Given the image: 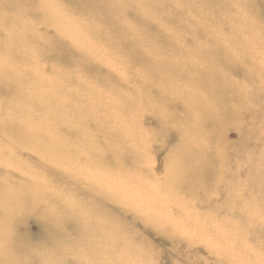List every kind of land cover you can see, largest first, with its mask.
Returning a JSON list of instances; mask_svg holds the SVG:
<instances>
[{"label":"rangeland","instance_id":"obj_1","mask_svg":"<svg viewBox=\"0 0 264 264\" xmlns=\"http://www.w3.org/2000/svg\"><path fill=\"white\" fill-rule=\"evenodd\" d=\"M51 1L70 22L46 28L41 13L29 21L0 5L21 19L0 30V199L21 206L0 213L8 215L0 218L5 244L26 245L33 264H53L49 255L64 264H264V35L234 37L244 14L255 33L264 31V0H132L148 2L142 23L116 13L120 26L153 41L145 50L161 46L157 59L192 70V81L198 66L221 60L207 50L227 52L229 63L217 65L233 88L222 97L184 74L151 87L140 59L126 66L118 48L104 54L106 43L89 29L119 36L117 23L90 20L69 0H39L35 10ZM214 24L213 38L197 34ZM60 29L82 43L65 36L81 50L67 62L49 57L51 40L39 37L59 40ZM193 95L206 107L194 108ZM18 125L35 136H14ZM181 148L212 163L197 183H176Z\"/></svg>","mask_w":264,"mask_h":264},{"label":"bare ground","instance_id":"obj_2","mask_svg":"<svg viewBox=\"0 0 264 264\" xmlns=\"http://www.w3.org/2000/svg\"><path fill=\"white\" fill-rule=\"evenodd\" d=\"M69 2L71 3L77 2L78 4L77 10L82 13H87L88 14L87 16L90 20L93 19L95 21L96 20L101 21V19H105V22H109L111 25H114L117 23L116 26L119 28V30H121V33L119 34V36L118 35L114 36L112 35V33L108 35L106 29H100L96 25L91 26V28L89 29L92 30L93 33H96V34L98 33L99 36L106 43L107 46L104 49V54H106V51L108 50L110 51L111 49H114L115 47L118 48L120 51L125 53V61H123V63H125L126 66H128L132 60L140 59L141 63H143L142 69L143 68H146V70L150 69L152 72V75L146 79V82H148L151 85V87H153L156 79L157 81L158 79L160 81L161 79L163 80L165 77H174L178 74H182V75L184 74L189 77L191 82L196 83V84H201V81H200L201 79L202 83H204L203 84L204 87L209 89L212 94L216 95V97L219 96L221 93L223 95L224 94L226 95V93L229 94V92L231 91V88H233L231 84L228 83L226 79L227 77L222 76L221 70L222 69L224 70V68L219 67L217 65L220 62H223L224 65H227L229 63L228 61L229 56L226 57L227 52H224L223 50L220 51V49L219 50H214V49L207 50L208 55L211 54L210 56H214V55L218 56L219 59L221 57V60L219 62L216 61L215 64H212L211 61H209L210 63L205 68H201L200 66H198V69H195V70L199 74L196 77H194L192 81V70L190 71L188 69H184L183 66L178 63L169 64L170 62L168 61L164 62L163 61L164 58L157 59L161 54L164 53V49L161 46H158V48H151L148 51L144 49V47L149 42H153L148 36L135 35L133 33L132 28L129 27L128 29V27L120 26V24L118 23L119 21L116 20L117 12L123 13L126 16H129L132 18H138L139 22L142 23L141 15L138 11H141L147 8L148 2L142 1L139 3L138 1L133 2L132 0H127V1H123V3L120 4V6H117L111 0H69ZM211 2L217 3L219 2V0H213ZM6 3H9L12 9H18L20 11V17L22 18L27 17L29 21H31L29 17H32V15L36 13H41L43 17L40 23H42L46 28L48 27L54 28L57 26L59 27L61 26V23H63L64 21H69V19H66L65 17H63L64 15L62 12L64 11V9L60 7L59 4L53 3V1H51L52 4L50 3V5L46 4L47 7L42 9L40 12H37L35 10V8L38 7L39 0H0V5L4 6L6 5ZM2 6H0V30L10 27L13 24H16V23L18 24L19 21L21 20V19L9 16L8 11H5L4 9L5 7L3 8ZM217 11H218L217 9H214V13H217ZM241 11L247 13L246 8ZM78 16H82V15H78ZM220 16L221 14L219 12L217 16L215 17V19L219 20ZM240 19H241L242 25L236 28L237 29L235 31L236 36H234L235 43L240 42L243 39V35H244V38L249 37V38H252L253 41L259 40L264 35V31L255 33L252 30V27L248 26L249 17L246 16V14H244L243 16H240ZM24 24H28V23L24 22ZM29 25L31 27L21 28L22 37L28 36V31L31 30V28L32 29L34 28L31 24ZM117 27L112 26L111 30L114 31L116 30ZM214 27H215V24L214 26L212 25L211 28L199 29L197 31V34L200 31H204L205 34L209 36V38H213L215 36V31H217ZM148 28L150 29L149 32L151 33L152 29L150 25H148ZM59 34L64 36V37L61 36L62 38L58 37L57 39L59 40L45 37L44 35L39 36L44 42H48L49 40H51L50 43L48 44V46H50V48L48 47V49L51 52V55L49 57H51L55 61L67 62L79 56V54L81 53V50L70 46L69 41L65 40V36H66L70 38L71 42L74 41L76 44H78V46H81L82 43H80L79 40L72 39L71 37L72 31L70 30L65 31L64 29H60ZM34 36H38V35H36L35 33ZM5 49L6 48L4 46L0 45L1 51ZM202 50L206 51V49H202ZM186 52L192 53L191 48H187V50H183L182 53H186ZM157 60H159V62L154 64V61H157ZM192 66H194V64H192ZM142 69H141V72H142ZM6 71L7 70H4L3 72H6ZM0 74H1V69H0ZM219 78H220V81H217V79ZM107 82H108L107 90L109 89L112 90L113 89L112 84L108 80ZM224 87H225V90H222ZM0 88H1V85H0ZM222 94H221V97H222ZM202 99L203 98L200 95H197V96L193 95V98L191 100L192 106L194 108H198V106L199 107L201 106V108L206 107L207 102L205 103L201 101ZM224 103L226 104L227 102H224ZM228 113H230V111H229V108L227 107L224 109V112L222 115L228 116ZM133 114H134L133 116L135 117L136 114L135 113ZM219 117L220 116H217L216 118L212 119L211 123H214V122L218 123ZM18 126H19L18 128L10 127V128H13L10 131L14 136L16 135L20 136V134H25L28 137L35 136L34 132L33 133L26 132L23 125H18ZM190 151L191 149L181 148V151L177 153L178 159L179 161L182 162V165H183V169L179 171L180 176L176 180V183L179 186L184 185V183L188 179H191L193 184L197 183L195 182V180L201 173H210L211 172L210 170H212V163L209 162L208 157H205L203 160L199 162H195L193 158L194 153L192 152V155H191L189 153ZM255 163H256L255 159L251 158V160L249 161V165L250 164L252 165ZM124 181L126 180L124 179ZM122 188L124 190L128 189L126 184H124ZM20 207L21 206L19 205V202L17 200L14 202L12 201L6 202L0 199V213H2V211L3 213H5L4 211H6L7 214L12 216L13 213L18 211ZM2 217L7 218L8 215L0 216V218ZM1 220L3 219H0V264H33L35 260L32 261V259H36V257L35 258L33 257L34 255L27 249L26 245L19 247V249H12L11 247L5 244V237L7 236V234L5 233V228H4L5 225L3 221ZM123 242L125 244H128V241L125 238ZM119 246H115V248L114 247H110V248L113 251H116V249H119ZM121 246H123V244H121ZM125 246H128V245H125ZM48 259H50V261L53 259L54 260L53 264H64V262L61 259L56 258L55 256H52V255H49ZM121 263L127 264L125 259L124 261H121Z\"/></svg>","mask_w":264,"mask_h":264}]
</instances>
